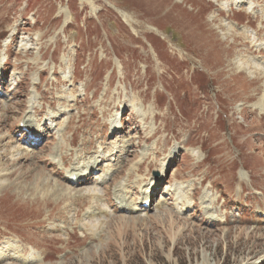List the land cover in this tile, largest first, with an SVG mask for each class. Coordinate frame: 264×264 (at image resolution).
<instances>
[{
  "label": "rangeland",
  "instance_id": "374dc122",
  "mask_svg": "<svg viewBox=\"0 0 264 264\" xmlns=\"http://www.w3.org/2000/svg\"><path fill=\"white\" fill-rule=\"evenodd\" d=\"M239 1L0 0V264H264V0ZM31 105L52 137L22 136ZM128 183L129 203L153 191L141 212L116 209Z\"/></svg>",
  "mask_w": 264,
  "mask_h": 264
},
{
  "label": "bare ground",
  "instance_id": "6f19581e",
  "mask_svg": "<svg viewBox=\"0 0 264 264\" xmlns=\"http://www.w3.org/2000/svg\"><path fill=\"white\" fill-rule=\"evenodd\" d=\"M215 3H218L219 2V0H213ZM256 1V0H255ZM250 2H253L252 0H250ZM239 4H245V1L244 0H240L239 2H238ZM219 4V3H218ZM219 7H221L220 9H222L223 8V6H219ZM123 15V17H124V19L125 20H128V17L125 15V14H122ZM130 21V20H129ZM232 33H233V31H232ZM244 35H246V33L245 32H243V33H241V34H235V37L234 38H241V40H240V44L239 45H241L242 44V42L244 41L243 40V38H244ZM256 38H258V34L256 33V36H255V39ZM234 41V40H233ZM233 41H232V43H233ZM245 44H246V42H245ZM247 47H248V49H247V52H249V53H256V52H250L249 51V46L247 45ZM247 61V60H246ZM249 61V60H248ZM244 64V63H243ZM252 65V64H251ZM240 66V65H239ZM243 67V66H242ZM251 67V66H250ZM249 67V68H250ZM241 68V67H240ZM245 68V67H244ZM197 70V69H196ZM3 75H4V72H3ZM77 80V78H76V76L74 77V81H76ZM21 84V83H20ZM112 85V79H109L108 80V86H111ZM16 89V88H15ZM14 89V90H15ZM38 90V89H37ZM18 90H16V92H17ZM145 96H146V94H145ZM142 104H143V101L141 102ZM124 104V106L126 105V103L124 102L123 103ZM119 109V107H117V110ZM127 109V108H126ZM43 114V109H36L33 105H31V108H30V111L29 112H27L26 113V115L25 116H23V118H22V122L19 124V126H20V129L21 130H23L24 131V129H26L27 130V132L26 133H22V136L25 138V136L26 137H28V138H32V137H36V138H40L41 136L40 135H47V136H49V137H52L51 136V132H52V129H50L49 127H47L46 125H45V122L47 121V120H45L44 121V124L42 125V128H36L35 126H34V122L33 121H35L36 123H38V121L36 120V117H38V116H41ZM64 115V112H62V111H59V112H57V114H55V115H53V116H50V121L51 122H56L57 120H59L62 116ZM33 117H35V119H33ZM147 118H148V116H145V118H144V120L146 121L147 120ZM154 119H156V116H154ZM157 120V119H156ZM49 121V120H48ZM39 123H41V122H39ZM120 123H121V125H124V122H123V119H121V121H120ZM126 123L127 124H131V123H133L134 124V126H135V132H136V134H137V136H138V138L139 139H141L142 137H141V133H142V131H141V128H140V123H138L137 122V120L136 119H134V118H132V119H130V120H128V122L126 121ZM67 124H68V121H67ZM107 125L106 124H104V126L103 127H106ZM240 126V125H239ZM240 127H242V126H240ZM244 130H248V129H246L245 127H242ZM122 130H123V128H117V129H115L114 130V132H113V134H120V133H122ZM151 137L152 136H148V137H146V143L151 139ZM7 138H10V137H8L7 136ZM26 139V138H25ZM74 139L76 140L75 142H74ZM187 140H189V139H187ZM61 142L59 143V145L56 147V152H55V154H54V156H53V160H54V158H56L57 156H58V152H60V150H61V148L63 147L62 146V144H65V142H66V140H65V137L63 136V138L60 140ZM46 142H48V141H46ZM45 142V143H46ZM78 144H79V142H78V136L77 135H73V138H72V142L70 143V145H69V147H74V148H77V146H78ZM185 144V143H184ZM102 152H100V153H97V152H94V151H92L91 149H89V148H85V147H83L81 150L82 151H84V153H86V154H88V155H90V154H95V153H97V155L96 156H94V157H91V158H89L88 159V161H87V163H86V165H84L83 167H81V168H79V167H75V166H73V167H70V170H69V181L70 182H73V180H74V178H76V182H79V181H87V178H89V174H91V173H93V172H96L98 169H99V167H100V165L103 163V162H105V161H107V160H109V158L110 157H112L113 156V154L112 155H109V156H103V154L105 153V151L107 150V151H109L108 153H111V152H113L114 150H116L117 148H120V146L118 145V146H114L113 148H110V147H107L106 146V144L105 143H102ZM186 146H192L189 142H187L186 144H185ZM201 146H202V148L201 149H204V151H208V155L202 160V163L204 164V166L206 167V170L209 168V163H208V161L209 160H212V159H215V158H213V157H211V150H212V148L211 147H209L208 148V150H207V146L203 143V144H201ZM65 147V146H64ZM63 147V148H64ZM63 148H62V150H63ZM0 150H2V148L0 149ZM128 152H130V151H128ZM29 153H21V154H19V156H18V158L16 159V162H18L21 158H24V157H27V155H28ZM102 154V155H101ZM8 155V154H7ZM154 156L156 157V158H160V157H163V154L162 153H158V150L157 151H155L154 152ZM5 157V156H4ZM35 157V156H34ZM66 156L65 155H62L61 154V160H62V162L63 163H65V164H68V159L67 158H65ZM80 159H83L82 157L80 158ZM164 159H166V155L164 156V158H163V160ZM173 161L175 160V158L174 159H172ZM111 161H113V158H111ZM223 162V161H222ZM221 162V163H222ZM233 162H235V160H229V161H226V162H224V163H222L223 165H224V167H226V168H232V166H230L229 167V165H233ZM128 163V161L127 160H123V161H121V162H119L118 163V168H120V167H123V166H125L126 164ZM144 163H146L147 164V160H145L144 162H142V163H139L137 166H136V171H137V173H143V164ZM16 165V164H15ZM147 166H148V168H151V164L149 163V164H147ZM217 166H219V164L217 165ZM4 168H9V162L7 161V162H4V163H2V164H0V171H2V170H4ZM134 169V168H133ZM119 170V169H118ZM87 171V172H86ZM110 171H112V169H111V167H108L107 168V171H106V173H105V175H104V177L101 179V177H99V176H96V179H95V181H94V183H98V182H105L106 181V179H107V177L108 176H110V178H111V176H113L112 174H111V172ZM115 171H117V169H115ZM114 171V172H115ZM4 172V171H3ZM7 171H5L4 172V176L5 177H11L12 175H13V172L11 173L10 172V170L8 169V172L6 173ZM113 172V171H112ZM165 172V171H164ZM163 172V173H164ZM58 176H61L62 175V172H60V171H58V174H57ZM241 176L242 177H244V176H246V174H244V173H242L241 174ZM245 178H247V177H245ZM148 181V180H146V179H143V180H141L142 182L143 181ZM75 182V181H74ZM162 182H164V180L163 179H161V178H159V179H156V180H150V185H152V188L154 189V191L155 190H157V189H159V187H160V184L162 183ZM168 182H169V180H168ZM129 189L131 190H133V189H135V185L133 184V183H128L127 185H125V186H122V184H118V186H116L115 187V189H114V191H113V193H112V195L114 196V201L115 202H117L118 203V205H116V209H119L120 211H124V212H128V213H134V212H141V211H143L144 210V208H145V206H146V204H144L143 205V202L144 203H148V201H150L151 200V197H152V193H153V191H151L150 193L148 192L146 195H145V198H144V200L142 201V203H139L138 201H134L133 203H129V199L127 198V196H128V193H129ZM79 193V192H78ZM197 194V193H196ZM63 195V194H62ZM61 195V196H62ZM67 195V194H66ZM69 195V194H68ZM75 195V194H74ZM81 195V194H80ZM106 195H108V192H105L104 194H102V195H97V194H94V195H88L89 197H91L95 202H99V201H101V200H104L105 199V197H106ZM70 196V195H69ZM68 196V197H69ZM83 195H81V197H82ZM84 196H86L87 197V195L86 194H84ZM64 197H65V195H64ZM85 197V198H86ZM74 199H76V197L74 196L73 197ZM80 198V197H79ZM59 199V198H58ZM67 199V198H66ZM82 199H84V198H82ZM194 200V198H190L189 200ZM205 199H206V197H205ZM80 200V199H79ZM209 201V200H208ZM74 202H77V201H75L74 200ZM107 203H108V205H109V207H113V204H112V202H110V201H107ZM84 204V203H83ZM189 203L187 202H183V206H185V207H187V208H189ZM196 205V203L195 204H193L192 206H195ZM160 206V205H159ZM158 206V207H159ZM162 207V206H161ZM100 212L102 213V214H106V215H108L107 214V212H105V211H99V213L98 214H100ZM96 214H95V212H91V215L90 216H95ZM208 216H213V215H210L209 214V212H208ZM211 220H212V218H210ZM45 257H48V256H45Z\"/></svg>",
  "mask_w": 264,
  "mask_h": 264
}]
</instances>
